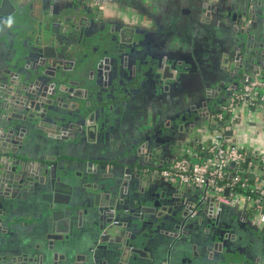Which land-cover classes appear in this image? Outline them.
<instances>
[{"label": "flooded vegetation", "instance_id": "obj_1", "mask_svg": "<svg viewBox=\"0 0 264 264\" xmlns=\"http://www.w3.org/2000/svg\"><path fill=\"white\" fill-rule=\"evenodd\" d=\"M10 1L4 12L40 24L46 39L50 24L55 33L52 49L45 48L55 54L42 61L58 98L54 152L66 155L60 159L70 195L61 201L77 212L90 206L83 199L90 191L110 193L98 202L112 237L98 235L97 225L87 231L81 212L89 237L83 232L74 264H264V221L250 204L218 210L214 198L161 174L167 161L200 150L203 135L186 130L204 118L217 129L225 122L232 135L223 133L224 141L250 150V157L264 153L257 141L248 146L243 139L252 126L243 110L228 112V122L214 119L245 75L264 76V57L252 49L264 47V26L247 15L214 17L194 0ZM164 5L176 12H164ZM4 37L0 31V75L14 45ZM175 97L182 100L174 109ZM157 102L168 105L163 113ZM258 116L252 122L261 128ZM167 123L176 126L168 133L175 143L154 163L159 175L150 185V139H165ZM214 130L205 129L210 140Z\"/></svg>", "mask_w": 264, "mask_h": 264}, {"label": "water", "instance_id": "obj_2", "mask_svg": "<svg viewBox=\"0 0 264 264\" xmlns=\"http://www.w3.org/2000/svg\"><path fill=\"white\" fill-rule=\"evenodd\" d=\"M254 1L246 0V6ZM6 3L12 5L10 0H0V31L7 36L4 37L5 42L9 40L14 45L13 50L6 54L4 70L0 75V233L6 231V236L9 235L19 221L17 216L21 206L31 201L29 196H32L30 198L38 205L44 235L39 243L33 244L38 254L30 256L28 241H22L25 247L19 248V243H15L16 248H11L0 261L5 264H74L77 243L82 239L83 232L88 236L82 230L81 212L88 219V224L84 225L87 231L90 229L92 233V225H97L98 235L106 234L108 228L101 222V205L98 201L105 194L110 196V193L90 191L83 197L90 206L77 212L69 200L61 201L60 197L70 195L64 189L67 186L66 165L60 159L66 155L60 153L58 148L54 152L52 138L54 132L58 131V127L54 126L58 121L55 107L58 98L53 99L56 91L51 83L55 82L44 70L45 61H42L51 59L55 54L50 56L45 53L46 45L52 49L55 33L51 32L50 24L46 29L49 35L46 39V34L41 33L40 24L36 27L34 21L21 12H4ZM236 15L240 19L242 15H247V10L240 14L236 12ZM252 49L254 56L261 54L264 57V47ZM237 56L243 61L246 51ZM166 126L165 139H150V185L157 183L159 175L154 163L165 152L172 150V144L168 145L172 141L168 133L176 126L168 123ZM218 126L228 137L232 135L225 122H219ZM205 129L217 127L204 118L200 126L191 122L190 130L186 131L199 136L205 135ZM179 131L182 132V127H179ZM40 136L43 137V145H39ZM36 150H49L47 152L50 154L39 157ZM248 151L250 155L251 151ZM230 166L234 167V163ZM107 235L112 237L109 233Z\"/></svg>", "mask_w": 264, "mask_h": 264}, {"label": "built area", "instance_id": "obj_3", "mask_svg": "<svg viewBox=\"0 0 264 264\" xmlns=\"http://www.w3.org/2000/svg\"><path fill=\"white\" fill-rule=\"evenodd\" d=\"M238 110L247 116L258 113L264 117L261 73L245 75L230 103L214 119L225 121L228 112L234 115ZM223 133L216 129L209 143L169 162L161 174L170 183L196 188L205 197L214 198L218 210L238 202L250 204L264 221V153L250 157L246 150L224 141Z\"/></svg>", "mask_w": 264, "mask_h": 264}, {"label": "crops", "instance_id": "obj_4", "mask_svg": "<svg viewBox=\"0 0 264 264\" xmlns=\"http://www.w3.org/2000/svg\"><path fill=\"white\" fill-rule=\"evenodd\" d=\"M190 1L192 2L193 0H176L175 2H177L179 4H181V3H184V4L187 3L188 4ZM194 1L198 2L199 5H201V4L202 5L203 4L208 5L209 10L212 12V15L214 14V17L218 13L222 14L224 16H226L227 14H233V13L236 15V12H237V14H240L241 12L247 10V16L248 17H251L253 20L254 19L258 20L259 24L261 23V25L264 26V0H255L252 4L249 3L248 6H246V0H194ZM166 8H167V10H166ZM218 8H220V9L218 10ZM161 9L164 12H167V11L170 12V15L173 14V12L174 13L176 12L175 11L176 7H175V9L171 8V11H169L170 7H167L164 5L163 7L161 6ZM178 10H179V8H178ZM215 25H217V24L215 23ZM173 100L175 102L172 103V105H170V107L171 108H174L175 106L179 107V104H180L182 99H180L179 97H175ZM156 104L158 105L159 108H161L162 113H163V110L168 107V105H164L163 102H161V103L157 102ZM172 106H174V107H172ZM172 112H173V110H172ZM162 113H160L159 115H164ZM257 116H258V113H253V114L247 116L246 119L248 121H251V120L253 121V119ZM244 117H246V116L244 115ZM252 121L249 124L252 126H251V128H249V131L247 133H245L246 137H244L243 139L247 142L248 146L253 145L255 143V141H257L258 146L264 150V125L261 127L262 128L261 129L260 127H257L256 125H254V122H252ZM256 127H257V129H256ZM203 129H204V127H203ZM235 131H236V129L233 130V136L238 135V134H236ZM209 141H210V135L205 134L202 136V138H201L202 143H200V144L203 146V145L209 143ZM172 143H175V141L173 140ZM244 143L245 142L243 141V144ZM245 145H246V143L244 144V146ZM47 151H49V150H46V151L36 150V154L39 155V157H42L43 154L44 155L50 154V152H47ZM39 152H40V154H39ZM169 162L170 161H167L166 164H168ZM30 197H32V196H29V200H31V201L24 202L23 205L21 206L19 212H18L19 215L17 217H18L19 221H18V223H16L17 225H15L13 227V229L10 231L9 235L5 237V239H3V240L0 239V259L4 255H6L9 252V250H11V248H16L15 243H19V244H17L19 246V248L25 247L24 245H22V241H25V242L28 241L27 247L29 249L28 251L30 253V256L34 255V253H37V254L39 253L33 248V244L40 242L41 238L44 235V233H43L44 228L40 222V213H39L38 205ZM0 264H5V262L2 261Z\"/></svg>", "mask_w": 264, "mask_h": 264}, {"label": "rangeland", "instance_id": "obj_5", "mask_svg": "<svg viewBox=\"0 0 264 264\" xmlns=\"http://www.w3.org/2000/svg\"><path fill=\"white\" fill-rule=\"evenodd\" d=\"M230 119H231V117L228 116V117L225 118V121L228 122ZM185 152H186V151H185ZM185 152H184V154H186Z\"/></svg>", "mask_w": 264, "mask_h": 264}, {"label": "clouds", "instance_id": "obj_6", "mask_svg": "<svg viewBox=\"0 0 264 264\" xmlns=\"http://www.w3.org/2000/svg\"><path fill=\"white\" fill-rule=\"evenodd\" d=\"M11 25V21L9 20V26Z\"/></svg>", "mask_w": 264, "mask_h": 264}, {"label": "trees", "instance_id": "obj_7", "mask_svg": "<svg viewBox=\"0 0 264 264\" xmlns=\"http://www.w3.org/2000/svg\"><path fill=\"white\" fill-rule=\"evenodd\" d=\"M184 155H188V154H184Z\"/></svg>", "mask_w": 264, "mask_h": 264}]
</instances>
